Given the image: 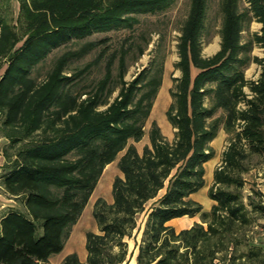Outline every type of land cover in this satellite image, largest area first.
Returning <instances> with one entry per match:
<instances>
[{"label": "trees", "instance_id": "trees-1", "mask_svg": "<svg viewBox=\"0 0 264 264\" xmlns=\"http://www.w3.org/2000/svg\"><path fill=\"white\" fill-rule=\"evenodd\" d=\"M173 2L0 0V135L8 141L0 184L25 209L0 218V264H53L105 167L122 152L112 202L94 203L98 232L85 235L86 260L73 252L60 264H122L133 256L126 241L132 237L136 264H264V236L255 229H264V193L243 194L253 160L264 164V0H218L220 48L211 56L203 54L209 0H190L174 64L181 74L166 111L172 141L153 121L149 143L141 152L135 145L162 86L163 56L127 81L132 47L113 52L89 89L80 83L104 53L67 70L110 40H85L91 35L133 29L137 15L162 13ZM253 22L261 28L246 39ZM82 40L60 54L42 80L34 75L55 49ZM255 47L262 57L253 55ZM144 51L140 47L138 57ZM116 60L118 85L112 86ZM252 63L260 71L251 80L245 72ZM221 130L228 145L208 190L213 204L204 210L193 195L205 186V164L215 156L212 143ZM195 216L199 222L179 231L169 224Z\"/></svg>", "mask_w": 264, "mask_h": 264}, {"label": "rangeland", "instance_id": "rangeland-1", "mask_svg": "<svg viewBox=\"0 0 264 264\" xmlns=\"http://www.w3.org/2000/svg\"><path fill=\"white\" fill-rule=\"evenodd\" d=\"M15 11L18 9V1L14 3ZM190 6V0H174L171 7L158 14H139L137 15L139 23L134 26L133 29H122L119 31H112L109 33H96L91 35L85 40H97L105 37H109L107 44L98 47L89 54L85 55L79 60H73L69 63L67 70L76 71L84 67L86 64L93 62L101 53L104 56L90 68V71L85 75L84 79L80 83V86L94 85L99 81L105 73V65L107 60L110 58L113 52H120L122 49H129L132 47L130 52L126 56L127 63V73L125 79L127 81L131 80L134 75L141 71L144 67H147L151 61L156 56H163L165 59V70L163 76L162 86L154 100V104L151 110L149 119L147 120L145 126V136L144 138L135 143L139 152L142 151L144 145L149 143L148 132L151 127V123L155 121L160 127L163 135L172 141L175 136V129L169 123L166 117V111L172 102V97L170 95V88L173 86V79L180 76V71L174 68V64L178 61L177 54V43L180 35L179 29L185 20ZM207 32H206V42L203 47V54L205 56H211L215 54L220 48V36L218 34L220 28V15L218 11V0H209V8L207 14ZM261 25L253 22L250 26L249 32L243 33L244 38H248L249 34L252 32H258ZM78 44H69L61 48L55 49L47 59L40 64L39 68L35 71L34 75L42 80L47 72L52 68L55 59L62 54L65 50L69 48H77ZM148 44L145 46V44ZM140 47H145V51L142 56L138 57ZM253 55L259 57L263 56V51L259 47H255ZM5 69V65L0 68V76ZM260 71V67L252 63L245 72L247 79H256ZM118 73V60L115 61L113 66V78L112 86L118 85L117 79ZM118 93V89L112 94L110 100H112ZM8 141L0 135V176L3 172L2 167L5 162L2 155V150ZM228 145V135L221 130L217 138L213 141L212 146L215 149V156L213 159L205 164V186L196 194L193 195V199L199 202L204 210H209L213 204L208 197V190L213 184V173L214 170L220 165L223 151ZM123 154L120 153L116 160L108 164L103 174L92 193L89 203L87 204L85 210L83 211L78 222L73 226L70 236L65 243L64 250L50 259L51 263H58L63 255L67 253H77L80 260L85 261L86 259V249H85V235L88 231L98 232L97 224L93 218L92 210L94 203L99 198L105 199L108 203L113 200L112 197V183L116 176L121 175L117 167V162L119 157ZM264 164L259 159H254L252 162V168L244 174L245 186L243 189V194L245 196L251 195L253 189L261 190L264 193V176L262 166ZM163 192H160L161 195ZM150 201L146 205V210L154 202ZM24 211V207L15 199L9 197L0 184V218L3 214L8 211ZM146 212V211H145ZM145 212L138 216V222L143 225L145 219ZM200 217L195 216L193 218H182L172 220L169 224L174 226L176 230H181L186 227H190L193 223L199 222ZM264 223V222H263ZM262 236H264V229L261 227L255 228ZM136 231L134 232V234ZM141 234L136 235L137 240H140ZM129 245V253L133 252V256L129 257L128 260L122 264H135L134 260L136 258L137 249L135 248L134 237L126 239Z\"/></svg>", "mask_w": 264, "mask_h": 264}, {"label": "crops", "instance_id": "crops-1", "mask_svg": "<svg viewBox=\"0 0 264 264\" xmlns=\"http://www.w3.org/2000/svg\"><path fill=\"white\" fill-rule=\"evenodd\" d=\"M183 218H185V217H183ZM182 219V218H181ZM175 220V219H174ZM69 253H67V254H65V255H63V257H62V259L58 262V263H56V264H60L62 261H63V259L65 258V256L66 255H68ZM51 259V258H50ZM86 260V259H85ZM82 261V260H81ZM134 262H135V264H136V260H134ZM53 264H55V263H53Z\"/></svg>", "mask_w": 264, "mask_h": 264}]
</instances>
